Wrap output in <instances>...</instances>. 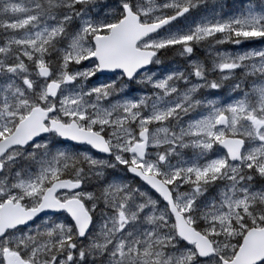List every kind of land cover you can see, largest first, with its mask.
I'll list each match as a JSON object with an SVG mask.
<instances>
[{"label": "snow or ice", "instance_id": "1", "mask_svg": "<svg viewBox=\"0 0 264 264\" xmlns=\"http://www.w3.org/2000/svg\"><path fill=\"white\" fill-rule=\"evenodd\" d=\"M0 264H264V0H0Z\"/></svg>", "mask_w": 264, "mask_h": 264}]
</instances>
